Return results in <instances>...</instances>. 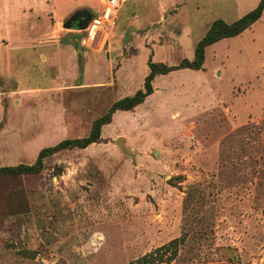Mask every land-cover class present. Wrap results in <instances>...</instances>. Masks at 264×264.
<instances>
[{
    "label": "rangeland",
    "instance_id": "374dc122",
    "mask_svg": "<svg viewBox=\"0 0 264 264\" xmlns=\"http://www.w3.org/2000/svg\"><path fill=\"white\" fill-rule=\"evenodd\" d=\"M258 1L125 0L88 47L84 31L60 26L79 41L77 59L67 48L52 54L61 81L77 69L85 87L49 85L55 70L39 51L3 52L0 167L33 165L41 149L87 136L113 102L142 88L149 58L191 60L213 21L232 23ZM12 75L21 77L18 93ZM153 87L133 112L112 116L102 143L49 156L38 174L0 178V264L264 259V11L206 48L201 70L159 75ZM22 104L31 111L18 114Z\"/></svg>",
    "mask_w": 264,
    "mask_h": 264
},
{
    "label": "crops",
    "instance_id": "0c3cea01",
    "mask_svg": "<svg viewBox=\"0 0 264 264\" xmlns=\"http://www.w3.org/2000/svg\"><path fill=\"white\" fill-rule=\"evenodd\" d=\"M104 0H0V55L2 57L3 52H14L17 50L22 51H39L37 56L41 58V63L45 68L52 71L53 68L55 71L48 72V84L53 83L56 89H61V86L66 89L67 87H85V79H82V76H79V71L76 70V76L71 81V83H64L61 81V70L57 63L54 62L53 55L54 52H60L62 49L67 48L68 51L72 53L77 59L78 54V42L75 39L74 34H69L60 29V26L63 27V24L77 11L85 10L92 14V8L96 6L100 7V10H103ZM178 8V7H176ZM166 7L162 5L160 9L159 17L166 19L169 14L165 10ZM176 12V9H175ZM94 15V14H92ZM164 16V17H163ZM93 38L88 37L82 39L81 43L85 46H89ZM51 65V66H50ZM57 69V70H56ZM87 67H85L84 72L86 73ZM47 71H43L46 74ZM4 73V72H1ZM0 73V75H1ZM50 73H53L54 80L50 81ZM148 74V73H147ZM2 76V75H1ZM17 76V75H16ZM12 77L16 78L15 75ZM157 77V76H156ZM155 77V78H156ZM47 79V78H46ZM79 79L82 80L80 83ZM21 77L17 76L16 81L18 82V90H21L24 87H21ZM155 80V79H154ZM153 80V82H154ZM72 86H70L71 84ZM78 82V83H77ZM152 82V86H153ZM47 84V85H48ZM29 91H45L38 88L28 87ZM154 89V87H153ZM15 92H12V94ZM153 94V93H152ZM151 94V95H152ZM145 102V101H144ZM18 106V114L20 110L25 109V111L30 112L28 107ZM24 106V107H23ZM137 108V107H136ZM135 108V109H136ZM134 109V110H135ZM121 112V111H118ZM133 112V111H132ZM29 115L22 117V120H28ZM17 119L19 116L17 115ZM34 119V118H33ZM36 118L34 119V121ZM36 123V124H35ZM37 126V129L44 131L48 130L51 125L38 126L37 122H34ZM103 128V127H102ZM102 134V132H101ZM43 138V135L39 134L33 139ZM102 138V137H101ZM93 145V144H92Z\"/></svg>",
    "mask_w": 264,
    "mask_h": 264
},
{
    "label": "trees",
    "instance_id": "16d2710c",
    "mask_svg": "<svg viewBox=\"0 0 264 264\" xmlns=\"http://www.w3.org/2000/svg\"><path fill=\"white\" fill-rule=\"evenodd\" d=\"M263 11L264 0H259L253 10L232 23H226L221 19L213 21L205 35L196 43L193 58L191 60L182 59L174 66H168L164 63H148V74L144 78L142 88L137 90L131 96L113 102L103 115L93 121L91 130L87 136L83 138L64 139L54 146L41 149L38 152L33 165L19 164L17 166L0 167V178L4 176L16 178L24 175L38 174L43 169L44 159L49 156L66 150H83L92 144L102 143V127L111 123L112 116L116 112H132L136 107L144 103L146 98L154 92L152 82L156 76L167 75L171 72L183 69L195 71L201 70L205 61L206 48L223 39L240 35L260 20ZM176 242L177 239H174L170 242V245L175 244ZM155 261L156 260L150 255H144L136 262H131L129 264H155Z\"/></svg>",
    "mask_w": 264,
    "mask_h": 264
},
{
    "label": "built area",
    "instance_id": "2783aa9c",
    "mask_svg": "<svg viewBox=\"0 0 264 264\" xmlns=\"http://www.w3.org/2000/svg\"><path fill=\"white\" fill-rule=\"evenodd\" d=\"M124 2L125 0H104L103 10L99 15L92 16L87 28L84 30L87 36L93 38L105 26H113L117 10ZM254 264H264V259H260Z\"/></svg>",
    "mask_w": 264,
    "mask_h": 264
},
{
    "label": "water",
    "instance_id": "95a60500",
    "mask_svg": "<svg viewBox=\"0 0 264 264\" xmlns=\"http://www.w3.org/2000/svg\"><path fill=\"white\" fill-rule=\"evenodd\" d=\"M92 14L85 11L79 10L75 12L64 24L63 28L66 30H75V31H84L90 20L92 19ZM152 62V57L149 58V63ZM157 151L154 152V155H157Z\"/></svg>",
    "mask_w": 264,
    "mask_h": 264
}]
</instances>
